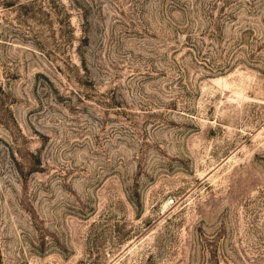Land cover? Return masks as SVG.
Masks as SVG:
<instances>
[{"label":"rangeland","instance_id":"rangeland-1","mask_svg":"<svg viewBox=\"0 0 264 264\" xmlns=\"http://www.w3.org/2000/svg\"><path fill=\"white\" fill-rule=\"evenodd\" d=\"M0 264H264V0H0Z\"/></svg>","mask_w":264,"mask_h":264}]
</instances>
